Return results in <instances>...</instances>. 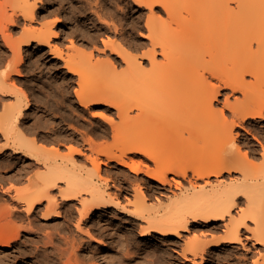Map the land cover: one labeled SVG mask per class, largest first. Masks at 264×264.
<instances>
[{"label": "bare ground", "instance_id": "bare-ground-1", "mask_svg": "<svg viewBox=\"0 0 264 264\" xmlns=\"http://www.w3.org/2000/svg\"><path fill=\"white\" fill-rule=\"evenodd\" d=\"M133 1L149 8L145 24L140 21L136 26L147 30L141 39H147L151 48L146 51L145 46L142 56L135 55L115 37L102 38L103 45L121 58H108L109 66L118 68L124 63L132 68L129 80L121 84L124 97L80 86L74 92L81 106L105 103L117 109L121 119L117 123L131 124L123 135L116 118L105 116L118 136L113 138L122 143L116 150H102L99 156L72 143L64 152L63 138L49 145L51 137H30L32 127L41 128L42 124L24 126L31 100L13 77L22 75L19 65L24 47L33 42L49 47L54 58L66 62L68 73L76 75L78 83L86 80L89 72L85 66L72 65L62 46L53 44L60 36L54 27L60 19L49 22L43 17L42 27L25 25L37 20L38 0H26L23 5L0 0V99L7 95L14 98L5 102L0 112V132L5 140L0 156L12 150L17 162L21 160L17 164L8 158L0 165V264L26 260L34 264H99L100 259L108 264H144L137 263L133 250L131 254L133 231L116 229L103 217L115 211L125 213L132 222L140 221V236L156 233L164 243L172 244V251L186 264H205L216 258L212 248L226 246L221 252L227 254L217 262L234 259L237 264H264V136L254 127V122L264 121V0ZM9 6L14 8L11 12ZM156 6L161 7L160 14L154 11ZM20 16L26 23L16 36L12 29ZM183 36H190L195 44L174 54ZM202 43L208 47L200 48ZM218 44L222 46L217 50L211 47ZM211 76L218 83H213ZM222 88L230 89L235 98L225 94L223 107L216 108ZM174 122L188 127H183L186 132L177 142L179 137L171 129ZM237 128L253 137H239ZM88 140L95 144L94 150V138ZM113 163L128 186L111 170ZM22 182L24 188L18 186ZM221 226L226 235L203 238ZM191 231L192 236L184 238ZM244 239L251 241L253 248L246 247L243 256H236L234 245ZM110 248L124 254L109 256ZM8 250L12 252L5 253ZM145 250L146 258L151 259L145 264L160 261L163 254L166 259L173 257L170 249L154 246Z\"/></svg>", "mask_w": 264, "mask_h": 264}, {"label": "rangeland", "instance_id": "rangeland-1", "mask_svg": "<svg viewBox=\"0 0 264 264\" xmlns=\"http://www.w3.org/2000/svg\"><path fill=\"white\" fill-rule=\"evenodd\" d=\"M25 1L26 0H13L14 4L17 3V5H23V3ZM195 1L196 0H186V2H190V3L195 2ZM37 4H38L37 15L39 16V17L37 16V20L34 21L33 23L32 22L30 23V21L25 20L27 22L26 23L24 21L23 17L20 16L19 24L17 26L13 27L14 30L12 29V32L15 33L16 36H20L21 35L20 33H22L21 29L27 24H28L27 26L33 25V26H37V27L38 26L42 27V24L40 21H42L43 17H44L43 18L44 21L47 20L49 22H52L55 20L57 21V18H58V20L60 19L59 22H57L54 25L55 29L58 30V32L60 33V36L56 39H53V41H52L53 44H55V43L60 44V46H62L61 48H62L65 56L66 57L68 56L70 61H72L71 62V63H73L72 65H74V64H76V66H78L77 64H79V66L82 65L79 68L82 67L83 69H84L83 66H85L87 72H89L90 74L88 73L89 77L88 76L85 77V79L88 77L87 78L88 80L86 79V80L81 82L83 84L82 85L81 83H78V80H77L78 77L76 75H72V74L68 73V68L65 65L66 62L60 60L57 57L54 58L53 55L50 54L49 47L44 46V45H41L42 47L37 46L36 42L35 43L33 42L30 46L24 47V51H25L24 52V60L19 65V68L22 71V75L21 76L13 75V77L16 78V80L18 79L20 81L19 82L17 80V85L19 84V86H21L22 88L23 87L25 88V89L23 88L24 90H27V93H28L29 98L31 100V107H30V109L26 110L27 117L23 121V124L25 123L26 126H28V127H32V125L34 126L37 123H40L39 125L42 124L41 128L38 127L36 129L35 127H32L33 131L30 132V137H51V141L48 143L49 145L57 144V141L61 140L63 138L64 140L62 142L65 143V145H63L64 152L69 151V149L66 146L70 145V143H72L73 145L78 144V145L84 147V149L86 150V152L88 154L92 153V154L99 155V156L102 153V150H105L107 148L111 147V148H114L116 150L118 148V146H120L119 144H121L122 142L120 141V139L115 141L116 139H114V138L118 137V136H116L117 134L114 133V131H113L114 128L112 129L113 126L112 127L110 126L112 124H110V122L108 123V121H106L105 116L109 117V118L112 117L114 119L116 118L115 122L117 123L119 121L118 119H120L117 115V112H116L117 109L116 108H110L105 103L92 104L89 108L83 107L79 104L78 100L76 99L77 97L75 96L74 92H75V89L76 88L78 89L80 86V87H84L87 90L92 89V91H93V89L95 91H98L100 89H101L100 91H102V90H105L107 92L109 91L110 94L113 93L119 97L125 95L126 92H124V88L121 87V84L124 83L126 80H129L128 77H129L130 72L132 73V68H130V67L128 68L127 65L124 63L121 64L118 68L110 67L109 63H107L108 61H105V60H107L108 58L109 59L113 58L114 60L120 61L121 58L116 53L114 54L112 49H110L109 47H107V48H109V49H107L106 46H104L105 45L104 40H106V38L108 40L109 38L107 36H109V35H110L109 37L112 36L111 38L115 37V40H118L121 44L123 43V45L125 43L126 47L130 48V50L132 49L133 51L132 50L131 51L134 52L135 55H137V53H138V54H141V56H142L144 52L148 51L147 50L148 48L149 49L151 48V46H150L147 39H145V40L141 39V33L145 32L147 30L145 28H139L136 25H138V22H140V21H141L140 22L141 24H143V25L145 24L144 23L145 18H147V16L150 14L149 8L140 7L137 4H135L133 0H42V1L38 0ZM11 8H12L11 6L8 7L9 12H11L14 9V8H12V10H11ZM160 8H161L160 6H156L154 11L157 14L158 13L160 14ZM95 11H97V12H95ZM231 12H233V10H231ZM98 13H99V17L97 16ZM100 17H101V19L98 20ZM104 19L106 21H108L106 25H105L106 21ZM102 20H103V22H101ZM44 21H42V22H44ZM109 22H114V24L116 25V28L118 27L117 30L115 28V25H113V23H109ZM29 24H31V25H29ZM109 25H111V26H109ZM112 26H114V27H112ZM122 27L124 30L122 29ZM131 29H132V31H131ZM93 31H94V33H93ZM95 31L97 33H95ZM175 31L178 33L179 29H176ZM119 32H120V34H119ZM102 38H104V40ZM1 43H2V41H1ZM71 43H72V45H73V43L76 46L78 45L77 46L78 49H76L75 46L72 47ZM194 44H195V41L192 38H190V36H183L180 38L179 42L175 46L174 54H178L182 48L193 47ZM133 46H134V48H133ZM221 46H222L221 44H218L216 46L211 45V47L215 48L216 50L218 48H220ZM199 47L200 48H207L208 44L202 43ZM145 48H146V51L143 52V50ZM0 49H1V46H0ZM104 49H105V51H103ZM27 50H28V52H27ZM29 51H30V53H29ZM67 51H70V52L66 53ZM89 53H92V56H91L92 58L90 57ZM67 54H69V55H67ZM93 55H94V58H93ZM141 56H139V57H141ZM30 58H31V60H30ZM161 58H162V56L159 55V59H161ZM97 59H100V61ZM195 72H193V74ZM69 77L71 79L72 78L73 79L71 80ZM209 78L211 81L214 80L213 83H215V82L218 83V80L214 79L212 76ZM250 78H252V77H250V76L247 77V79H250ZM69 80H71V82ZM105 83L107 85H105ZM143 83H146V81ZM79 84H81L82 86ZM108 84H110V85L108 86ZM104 87L107 89H105ZM123 92H124V94H123ZM119 93H121L122 95ZM229 93H231L230 89L222 88L221 94L219 95L218 99L215 101L214 106L216 108H222L223 107V104L225 101V99H224L225 94L230 95L231 100H233L235 97L233 98V95L229 94ZM235 95L238 96L239 93L235 94ZM12 98H13V96L7 95L6 97L3 96L0 99V103L2 104V105L0 104V106H1L0 112L2 111V107H3L4 103L6 102L5 104H7L10 100L11 101L9 103H11L14 100V98L13 99ZM1 101H3V102H1ZM100 114H103L104 116H102ZM174 123H176V124L174 125ZM174 123H173L174 127L171 125L172 126L171 129L174 130V131H172V132H174V134L176 132L175 137H179L178 139L176 138V142H177L178 140L180 141L181 136L183 135V131L185 130V128L187 130L188 127L185 126L184 123H181V124L179 122H174ZM25 124H24V126H25ZM129 124L130 123H128V121H126V122L121 121V122L117 123V126H119L118 130H120L121 133H123L126 129L131 128V124H130V127H129ZM254 124H255L254 125L255 129L262 132L261 134L263 137L264 136V134H263L264 133V121L259 120L257 122H254ZM181 125H182V127H181ZM183 127H185V128L183 129ZM186 130L184 131V133L186 132ZM34 131H35V133H33ZM237 131L240 132L239 137H249V138L253 137L251 134L246 133V131L241 129V128H237ZM112 132L115 135H113ZM125 133L126 132H124L123 135H125ZM90 136L93 137L94 141L96 142V146L94 147V150L92 147L95 144H90V142L88 140V137H90ZM113 136H115V137L113 138ZM121 137H123V136H121ZM124 137H126V136H124ZM68 138H70V139L68 140ZM74 141H75V143H74ZM77 141H78V143H77ZM4 142H5V140L3 138L2 133L0 132V146L3 145ZM52 143H54V144H52ZM256 143H257V148H259V151H260L261 146L258 142H256ZM171 149H172V147H171ZM174 151H176V150H174ZM7 152L5 155L0 156V165L7 163L8 158H9L8 162H10V160H12V161L16 162L17 164L18 163L20 164L21 160L19 162H17V160L15 159L16 156H15V154L12 153V150H8ZM165 154H167V152H165ZM130 156H136V155L130 154ZM5 157H6V159H5ZM103 158H105V157L103 156ZM113 164H112V167L113 166H115V167H113L111 170H113V173L115 174V176L118 177L120 183H122L124 181V174L121 173L118 170V168H116L115 163H113ZM103 167H104V169L109 168L106 165H104ZM4 169H8V168H4ZM127 172H129V170ZM122 184H124L125 186L129 185V183H122ZM7 185L8 184H6L5 186H7ZM20 185H22V186H20ZM18 186L20 188L21 187L24 188L26 186V184L22 182V183H19ZM4 197H5V195H4ZM9 197L10 196L6 195L5 198L8 199ZM3 201H1V202H3ZM73 203H76V202H73ZM114 213H116V215ZM108 214L106 213L105 215H103V217L107 218L106 220L109 221L110 223H112V224L114 223L113 225H115L116 229L119 228V230L126 231V232L128 231V233H130V231H133L132 232L133 234L131 233V235H133L132 239H133V241H135V242H133V244H135V246L131 245L130 251H131V254L132 253L134 254V252H135L134 256H136V259L138 260V262L136 260L137 263H139V262L140 263L144 262V264L147 263L149 261L150 257L146 258V256L148 257V255L144 254L145 251H147L145 249H150L154 246H157L158 248L170 249L171 254L173 255V257L171 259H166L165 255L163 254L162 255L163 259H161L162 261L161 260L158 261L159 264H160V262L162 264H164V263L167 264L166 262H168V264H169V262H170V264H172V263L173 264H186L183 262L182 258L179 257L180 255L178 252L172 251L174 246H172V244L164 243L163 240H160V237L158 236V234L153 233L152 235L145 236V237L140 236L139 226H138L140 221H138V223H137V221L132 222V219L130 217H128L125 213H121L119 211L118 212L117 211L111 212L109 215ZM115 216H117V217H115ZM126 216H127L128 220H127ZM129 221H131V222H129ZM119 222H122V223H119ZM116 224H117V227H116ZM131 224H132V226H131ZM225 229L226 228L224 226H221V228H219V229L212 230V231L209 230V231H211V233L206 234L205 236H203V238L206 240L207 239L209 240V239H212L213 237L224 236L227 233V231ZM193 232L194 231H191L189 233H185L184 238L192 236ZM177 239L178 238H172L171 240H177ZM181 240H179L180 245L183 244V240L182 241ZM107 243H108V245H111V241H109L108 239H107ZM94 245L96 247L98 244L93 243L92 246H94ZM160 245H161V247H160ZM98 246H100V245H98ZM234 246L236 247L234 249V253L236 256H239V255L243 256L246 253L247 248H253L252 242L247 240V239H244V242L242 244H235ZM256 246H257V249L263 248L261 245H256ZM86 247L89 248L91 246H89L87 244ZM100 247L102 249L105 248V246H103V245H101ZM136 247H137V249H136ZM167 247H169V248H167ZM226 247L227 248H225V249H228L229 246H226ZM114 248H117L118 250H120V248L117 247V245ZM114 248L108 249L109 250L108 251L109 256H111L112 253L113 254L116 253V256H119L120 254H122V255L124 254L123 251H120L121 253H119V252H117L118 250L117 249L115 250ZM12 249H14V248H12ZM212 249H213V251H216V252H214L215 254H213V255H215L216 258L215 259H209L208 261L205 262V264H217V263L220 264L221 262H222L221 264H237L238 261L234 260V259L231 261L223 260L220 262L218 260V262H217L216 260L220 256L224 257L227 254V252H225L226 254L223 255L224 252H221V251L225 250L224 248H212ZM11 250L6 251L5 253H7V252L9 253V251L10 252L14 251V250H12V251ZM132 250L134 252H132ZM114 251H116V252H114ZM137 253H139V255ZM147 253H148V251L146 252V254ZM249 255L254 256L253 253H250ZM115 260H117V259L115 258ZM145 260H146V262H145ZM26 261H22V262H20V264L21 263L22 264H34L32 262L29 263L28 260H26ZM152 261H153V258H152ZM158 262H156V261H155V263L149 262L148 264H158ZM98 263L99 264H106V263L108 264V262H106V260H104V259H100L98 261ZM187 263L190 264V262H187ZM110 264H119V263H116L114 261V262H111Z\"/></svg>", "mask_w": 264, "mask_h": 264}]
</instances>
